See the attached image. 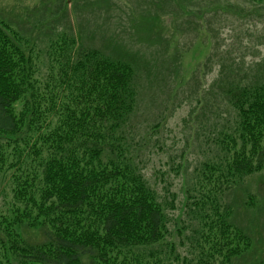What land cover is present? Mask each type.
<instances>
[{
	"label": "trees",
	"instance_id": "obj_1",
	"mask_svg": "<svg viewBox=\"0 0 264 264\" xmlns=\"http://www.w3.org/2000/svg\"><path fill=\"white\" fill-rule=\"evenodd\" d=\"M113 21L94 24L109 32ZM12 23L0 15V173H11L13 195L9 214L0 212V255L19 264H167L169 248L179 261L170 230L176 196L150 185L129 142L141 63L123 43L115 48L114 35L99 41L70 26L40 38L46 20L34 21V36ZM219 72L210 93L221 90L234 118L227 127L216 115L219 132L202 135L208 158L184 174L194 224H176L191 229L197 264H232L252 248L225 197L264 170V64L252 78L230 65Z\"/></svg>",
	"mask_w": 264,
	"mask_h": 264
},
{
	"label": "rangeland",
	"instance_id": "obj_2",
	"mask_svg": "<svg viewBox=\"0 0 264 264\" xmlns=\"http://www.w3.org/2000/svg\"><path fill=\"white\" fill-rule=\"evenodd\" d=\"M0 15L29 36H34V21L48 24L51 19L50 29L40 38L55 39L58 31L70 26L76 32L80 27L96 34L99 41L101 36L109 40L114 35L115 48L123 43L121 51L133 54L141 63V98L129 142L150 185L162 197L167 188L176 196L170 230L180 260L167 254L169 248L162 257L167 264H197V253L188 238H192L191 229L179 232L176 228L194 224L184 208L188 184L184 174L192 175L208 158L202 135L213 138V126L219 132L221 124L215 116L228 117L227 127L234 118L231 111L227 114L221 90L216 96L210 93L220 68L230 65L252 78L257 66L264 64V0H0ZM109 17L114 20L109 32L95 27V22ZM199 124L205 130L199 131ZM4 173H0V212L9 214L11 173L5 175L6 180ZM225 201L233 206L232 222L253 244L232 264L264 262V170L246 178ZM24 234L34 242V233L24 229ZM0 259L19 264L4 253Z\"/></svg>",
	"mask_w": 264,
	"mask_h": 264
}]
</instances>
